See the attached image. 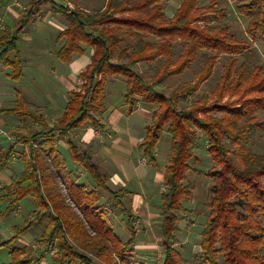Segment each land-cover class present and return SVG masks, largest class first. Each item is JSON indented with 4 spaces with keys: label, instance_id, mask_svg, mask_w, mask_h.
Wrapping results in <instances>:
<instances>
[{
    "label": "trees",
    "instance_id": "trees-1",
    "mask_svg": "<svg viewBox=\"0 0 264 264\" xmlns=\"http://www.w3.org/2000/svg\"><path fill=\"white\" fill-rule=\"evenodd\" d=\"M165 1L107 0L101 9L87 12L83 8L69 9L54 0H32L16 25L1 32L0 65L10 68L9 76L15 80L24 75L20 33L46 3L67 24L59 34L64 38L59 59L70 62L87 48L93 49V54L80 74L81 88L69 92L63 115L54 126L29 109L20 91L17 106L5 111L23 120L31 117L43 126L21 134L6 148L0 147V169L14 158L23 160L25 166L10 184L0 188V200L10 199L0 217L25 198L35 205L33 215L13 226L14 235L0 241V250L8 248L11 255L10 261L0 264L41 261V256L36 257L37 250L15 242L42 223L45 216L47 224L38 241L46 245L43 256L51 253V264H148L136 253L138 217L123 201V194L130 190L113 189L101 165L93 160L92 151L83 150L71 136L72 131L89 123L104 128L96 114L106 109V88L113 77L126 82L124 97L130 112L138 101L156 106L141 144L148 164L158 167L156 149L166 125L172 137L164 171L165 190L160 193L164 254L160 264H264V152L254 153L249 146L257 141L259 133L264 136V68L250 69L247 64H239L238 58L252 48L253 41H264V0L236 4L237 11L248 19L247 39L239 38L224 21L229 11L220 7L219 0L206 5H200V0H183L172 17L166 16ZM211 18L220 22L208 21ZM177 41L182 42L184 51L174 63L170 58ZM201 51L204 53L200 56ZM221 53L230 57L212 95L204 94L189 108L180 107L182 100L196 94L211 77ZM163 56L168 60L162 69L170 76L183 73L200 57L204 65L194 82H186L167 95L133 67ZM200 134L207 140L212 159L206 173L212 183L201 249L190 261L174 241L181 214L191 211L184 205L195 192L189 176L202 174L190 163L198 159ZM60 136L65 138L68 151L61 148ZM19 144L24 146L21 151ZM106 203L111 204L113 212L121 209L126 217L130 232L127 240L115 231Z\"/></svg>",
    "mask_w": 264,
    "mask_h": 264
},
{
    "label": "rangeland",
    "instance_id": "rangeland-1",
    "mask_svg": "<svg viewBox=\"0 0 264 264\" xmlns=\"http://www.w3.org/2000/svg\"><path fill=\"white\" fill-rule=\"evenodd\" d=\"M32 0H14L12 7H9V11H2L0 15V33L7 26H13L14 22L23 13L24 8L29 5ZM57 3L66 6L69 9L83 8L87 12H94L101 9L106 5L107 0H54ZM177 0L165 1V13L167 17L174 11ZM209 0L200 1V5H205ZM220 7L227 8L229 11V17L224 21L229 22L232 29L236 32L237 36L242 39H247L246 28L248 25V19L241 15L237 9L236 4L248 2L247 0H219ZM169 4H172L171 9ZM212 23L220 22L219 19L211 18L208 20ZM66 21L58 14L51 10L50 3H46L34 16V21L27 26L24 32L20 33L18 44L22 47V51L25 59L24 77L20 80H15L7 77L10 72V68L3 65L0 66V88L3 91L0 92V147H8L12 142L18 139L21 134H27L32 130H39L42 128V124L38 123L31 117L26 120L21 119L14 114H7L3 108L15 107L20 101V98L15 95L17 89L22 90L23 97L27 103L30 104L29 109L32 112H37L47 115L48 122L53 124V118H57L63 111L66 103L70 99V90H78L83 84L81 78V72L84 70L88 59L86 56H75L71 64L62 62L57 58L56 52L63 44V39H58L59 33L66 28ZM29 27V28H28ZM151 39H154L151 37ZM130 40V39H129ZM125 44L123 43L122 46ZM184 51L181 41H177L174 48V54L170 58L175 63L179 55ZM207 52V51H205ZM91 50L88 49V54ZM204 53L200 52V56ZM229 55L225 53L219 54V58L214 67V72L210 78L201 84L200 90L184 100L181 101L180 107L189 108L194 101L200 99L204 94L212 95L217 83L219 82L226 63L229 59ZM239 64H247L250 69L255 66H262L264 68V41H253L252 48L239 55ZM167 57H160L158 60L147 63L139 62L133 67L139 71L147 82L155 84V86L167 95H171L175 90L180 88L186 82H194L197 79V73L204 65L202 57L198 58L192 63L191 67L181 74L166 75L163 71ZM16 89V90H15ZM126 90V82L122 77H113L110 79L106 88L107 99L106 105H114L120 107L125 101L124 92ZM227 100V98H224ZM224 100V101H225ZM153 114L156 109L155 105L146 104L140 101ZM222 104V103H221ZM225 104V103H223ZM51 112L55 115L51 117ZM219 115L220 112L217 111ZM97 118L104 120L101 114H96ZM131 120V123L134 119ZM126 118L121 123L122 126L126 125ZM56 124V123H54ZM91 124V123H90ZM52 126V125H51ZM168 125L164 128L167 130ZM79 134V135H78ZM81 131H74L71 134L72 138L77 141L83 150H88L89 147L84 145L80 141ZM167 136L171 139V134L166 132ZM200 139L197 145V160H191L190 163L197 166L202 174L192 173L189 176L188 182L194 184L195 192L190 201L185 202V206L190 212L181 214V220L179 223V231L177 233V240L174 241L175 246L182 252L183 256L193 261V255L199 252L201 244V232L204 228L206 221V212L208 210V198H209V185L212 180L206 175L208 170L212 166V159L207 150V140L200 134ZM60 146L63 150L68 151V146L65 142V138L60 136ZM163 138V137H162ZM229 149L232 146L227 142ZM254 153L261 154L264 152V136L260 133L257 135V141L249 144ZM24 148L23 144L18 145V150ZM91 148V147H90ZM99 158L95 159L96 161ZM166 158H160V164ZM145 163V161H144ZM148 165V163H147ZM165 165H162L163 168ZM24 162L19 158H14L9 161L6 167L0 169V188L4 185H8L12 182L17 173L24 169ZM80 171L84 175L87 173L80 168ZM113 168L106 170L109 173L107 176L110 185L113 184L111 178ZM112 182V183H111ZM61 183V181H60ZM115 185V184H114ZM112 186L113 189L118 190L117 185ZM62 192L66 194L65 188L61 183ZM136 184H130L132 191L130 194H123V201L125 205L131 210H135L136 216L141 222H136V228L138 231V241L136 243V253L139 258L144 259L148 264H160L163 261L164 254L161 246V223L162 218L160 214V193L165 190L164 182L158 180L157 183H151L147 185V192L143 193L137 190ZM2 192L0 191V195ZM141 195L144 200V204L147 201L148 205H142L139 207L136 205L139 198L137 195ZM105 199L102 200L104 203ZM146 200V201H145ZM10 199L0 200V213L4 211L9 204ZM72 201H69L71 205ZM105 209L108 211L110 220L114 226L115 231L124 239L127 240L129 233L126 227V217L121 212V209L112 211L111 204L106 203ZM139 204V202H138ZM140 205V204H139ZM35 205L30 198L21 200L17 207L7 211V213L0 217V241L10 238L14 235L13 226L16 224H22L26 218L33 215ZM47 224V218L45 216L42 223L37 224L31 230L22 234L17 241L16 245L27 246L31 251L37 250L36 257H42L38 264H51V253L42 255L41 253L46 249V245L43 242L38 241L39 236L43 233ZM11 260V255L8 248L0 250V263H5Z\"/></svg>",
    "mask_w": 264,
    "mask_h": 264
},
{
    "label": "crops",
    "instance_id": "crops-1",
    "mask_svg": "<svg viewBox=\"0 0 264 264\" xmlns=\"http://www.w3.org/2000/svg\"><path fill=\"white\" fill-rule=\"evenodd\" d=\"M168 1L170 2L171 0H168ZM177 1L178 2H176V3H175V1L173 2L175 4L174 5L175 6L174 11H176L179 8V6L183 0H177ZM200 1H202V0H200ZM210 1L211 0H209L206 4H208ZM13 4H14V0H4L0 6V15H1L2 11L6 10L8 12L9 7H12ZM171 5L172 4H169L168 6H170V8L172 9L173 6H171ZM25 8H24V10H25ZM23 13H24V11H23ZM22 14L14 22L13 26H7L5 29L13 28L16 25V23L19 21V19L21 18ZM173 15H174V12L171 16H173ZM5 29H3V30H5ZM25 29H27V28H24L22 32H24ZM58 39H60L59 35H58ZM61 39H63V38H61ZM63 43H64V41H63ZM20 49L22 52L23 60H24V70H25V59H24L22 47H20ZM59 49L56 52L58 59H59V57H58ZM88 49L91 50L90 54H88ZM92 54H93V49L87 48L86 52L83 55H75V56H79V57L86 56L88 59V62L86 63V66H87L91 62ZM74 57H73V59H74ZM73 59H72V61L65 62V63H67L69 65L73 62ZM62 62H64V61H62ZM86 66H85V68H86ZM9 73L7 74V77L11 78L9 76ZM23 77H24V75H23ZM1 91H3V89L0 88V92ZM18 91H20L22 93V97H23V92L20 89H17L15 91L16 92L15 95L17 96ZM105 106H106V109L101 114L104 117L103 118L104 120H101L100 118H98V119H100L101 123L104 125L103 129H98L89 123V124L84 125L81 128L75 129L74 131H79V130L81 131V134L79 137L80 141L84 145H87L89 147V150L92 151L94 161H95V159L99 158L98 159L99 161H96V162L101 165L102 170H103L106 178L109 175V173H106V170L113 168V172L111 173L112 174L111 178L113 180V184H111V185L113 186L115 184L119 187V189L125 187V188L129 189L130 191H132V189L130 188V184L132 183V184H136L138 186L137 190H139V192L142 191L143 193H145V192H147V190H149V189L146 190L148 184H151V183L155 184V183H157L158 180H161L162 182H164L163 181L164 180V171H165L166 164L168 163L169 152H170L171 142H172V137L170 139L166 134V132H168V130H163V132L161 134V138H160L158 145H157L156 155H157L158 167L157 168L152 167L150 164L147 165L148 162H147V159L144 155V149L141 146V144L144 140V137L146 135V126L150 122L151 117H152V113L149 111V109H147L145 106H143L141 104L140 101H138L136 103L135 110L133 112H130L128 110V107L126 104V99L123 102V105L120 107H117L114 105H106V104H105ZM65 107H66V105H65ZM65 107H64L63 111L61 112V114L56 119L53 118V124L49 123L48 119L46 118L47 115H44V118L46 119L49 126H51V125L54 126L55 125L54 123H57V121L63 115ZM11 108H13V107H11ZM7 109H10V108H3L2 111L5 112ZM54 115L55 114L53 112H51L50 116L53 117ZM125 118H126L127 122L128 121H130V122L126 123V125L122 126L121 123L124 121ZM129 119H134V121L131 123V120H129ZM74 131H72V133H74ZM80 145H82V144H80ZM160 158H166L162 164V165H165V167L163 166L164 167L163 170L161 168L162 165L159 162ZM144 161H145V163H144ZM108 183L110 184V182H108ZM127 194H130V193H126V195ZM137 197L139 199L136 200L137 201L136 205H138L139 207H143L142 205H148V202L146 200H145L146 202L144 204L143 197L140 194L137 195ZM138 202L140 205L138 204ZM132 211L135 213L134 209ZM135 215H137V214H135ZM136 222H141V220L138 218L136 220ZM136 222H135V224H136ZM128 233H129V237H130V232L128 231ZM200 249H201V247H200Z\"/></svg>",
    "mask_w": 264,
    "mask_h": 264
}]
</instances>
